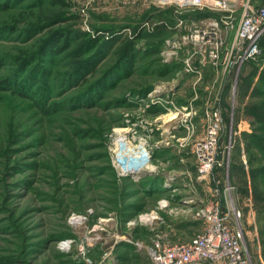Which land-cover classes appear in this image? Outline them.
<instances>
[{"label":"rangeland","instance_id":"1","mask_svg":"<svg viewBox=\"0 0 264 264\" xmlns=\"http://www.w3.org/2000/svg\"><path fill=\"white\" fill-rule=\"evenodd\" d=\"M245 2L216 14L153 0H0V264H156L155 239L187 242L201 231L187 208L211 201L215 178L230 181L248 255L264 264V150L247 148L244 138L254 132L251 90L237 81L233 93L227 77L186 75L191 49L164 52L181 34L182 17H224L231 45ZM56 31L67 47L43 54ZM126 44L134 54L129 70L119 52ZM241 53L235 49L228 63L252 77L251 89L264 72V53ZM206 83L220 104L205 105ZM213 106L224 117V165L201 181L193 137L181 139L187 123L195 135L207 128ZM122 126L130 129L118 147ZM139 144L150 148L148 161L130 169ZM66 239L71 244L62 249Z\"/></svg>","mask_w":264,"mask_h":264},{"label":"built area","instance_id":"2","mask_svg":"<svg viewBox=\"0 0 264 264\" xmlns=\"http://www.w3.org/2000/svg\"><path fill=\"white\" fill-rule=\"evenodd\" d=\"M153 1L160 6H174L179 11L182 9L188 11L207 10L216 14L233 12L235 2H237V0ZM242 5H244L243 11L231 45H225L224 43L225 33L231 28L229 26L230 23L224 17L204 18V20L197 19L195 16L182 17L179 18L180 23L178 24V27L182 30L181 34L174 37L173 48L164 52L171 55L177 53L179 49H191L189 54L183 59V72L196 78V80L201 79L203 74H205V77L214 75L215 80L219 76L227 77L226 83L228 82L232 86L234 93L240 65H237L235 70L236 65L228 63L229 56L235 49L238 51L242 50V55H240L239 59H245L260 53L259 40L264 33V3L255 7L251 0H246ZM196 83L197 81H195ZM206 85L204 87L207 98L204 100L205 105L212 104L213 101H217V104H220L222 102L220 94L214 95L207 83ZM156 90H160V85L154 89V91ZM196 94L198 95V90H196ZM174 114L176 116L173 118ZM179 114V110L171 111V113L167 114L168 120L176 119ZM190 114L191 112L185 115L188 117ZM205 118L208 121V125L202 133L195 135L196 128L194 124L187 123L188 135L181 139L186 144L189 138L193 137L191 151L197 157L199 179L201 181L205 180L206 176L215 167L224 165V161L220 160L222 135L225 131L221 107L213 106L207 109ZM230 132L233 133L232 130ZM226 147L228 152L232 150V139H229ZM132 150L137 152V149H133V147ZM221 152L223 157L224 150H221ZM149 155L150 153L146 154L145 157L139 158L141 159L139 162H147L146 157ZM132 157L130 161H127V167L129 168L134 167L129 165L132 162ZM226 173L228 175L229 171H226ZM191 202H193V198H189L186 201V203L190 204ZM187 212L191 213L196 219L201 220V231L187 242L172 243L163 237L155 239L150 247V253L156 264H252L244 243L241 209L235 205L233 187L229 180H226L225 183L221 179L215 178L211 201L206 202L203 200L195 206L191 204L187 208ZM70 244L71 241L69 239L60 241L62 249H67Z\"/></svg>","mask_w":264,"mask_h":264},{"label":"trees","instance_id":"3","mask_svg":"<svg viewBox=\"0 0 264 264\" xmlns=\"http://www.w3.org/2000/svg\"><path fill=\"white\" fill-rule=\"evenodd\" d=\"M205 14L203 13L202 16ZM34 27L40 28L41 24L40 25L34 24ZM63 37H64L63 32H60V31L54 32L53 35L48 40L47 44L44 45L46 47L43 48V50H42L43 54L48 55L50 53H52V54L59 53L64 48H66L67 45L64 43ZM259 44H260L261 52L264 53V33L262 34V36L259 40ZM132 49H133L132 44H126L123 47H121L119 50V52L121 51V65L123 62H125L123 65H124V69H126V70H129L133 64L134 54H133ZM163 69L164 70L170 69V66H167V67L164 66ZM252 80H253L252 77H246V78L244 77L243 78V73L241 70L239 77H238V85L241 84V82H242V84L245 85V86L243 85V87H242L244 92H249V90H251L250 91L251 92V100L248 104L247 111L253 115V118H252L253 123L252 124L254 125V132L252 134H248V133L244 134V138L246 140L245 145L247 148L264 150V146L262 145L264 143V112L261 111V108L264 105V72L262 74V77H261L259 83H257L253 88L250 89V86L252 84L251 83ZM6 81L12 82V79H7ZM21 87H24V86L21 85ZM254 106H256V109L258 110L259 113H255L256 110H255ZM232 167H233V163L231 161V168ZM235 167H236V165L234 166V168ZM198 221L200 223H202L201 220H198ZM199 232H197L196 234H198Z\"/></svg>","mask_w":264,"mask_h":264},{"label":"bare ground","instance_id":"4","mask_svg":"<svg viewBox=\"0 0 264 264\" xmlns=\"http://www.w3.org/2000/svg\"><path fill=\"white\" fill-rule=\"evenodd\" d=\"M176 116V114H174L172 117L174 118ZM167 120V119H166ZM123 127V126H122ZM129 127H123V128H120V129H117V135H118V137L116 138V144H117V146L118 147H121V145L123 144V142H124V140H125V136L127 135V133H128V131H129ZM128 141V140H127ZM143 142V141H142ZM133 144V143H132ZM123 146V145H122ZM138 148H142V152H140V151H135L134 153L135 154H133L132 156V162H130L129 163V165H131V166H137V163L141 160V159H139V158H141V157H145V155L146 154H148L149 153V149L148 148H146V146H144L143 147V145H141V144H139V145H135V146H133V149H138ZM142 156H141V155ZM130 156V155H129ZM136 159H138L136 162H133V161H135ZM126 161V160H125ZM129 161V160H128ZM126 163V162H125ZM143 164V163H142ZM148 164H150V163H148ZM125 165V164H124ZM144 165V164H143ZM152 167V166H151ZM125 168V167H124ZM131 169V168H130ZM140 169V168H139ZM133 170V169H132ZM135 171H136V169H134ZM125 171V170H124ZM80 219H81V216H79V215H77L76 217H75V221H80Z\"/></svg>","mask_w":264,"mask_h":264}]
</instances>
